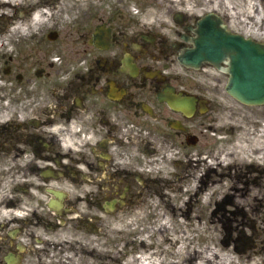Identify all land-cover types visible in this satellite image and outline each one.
I'll list each match as a JSON object with an SVG mask.
<instances>
[{"label": "flooded vegetation", "instance_id": "flooded-vegetation-1", "mask_svg": "<svg viewBox=\"0 0 264 264\" xmlns=\"http://www.w3.org/2000/svg\"><path fill=\"white\" fill-rule=\"evenodd\" d=\"M75 3L61 28L15 31L23 57H4L11 94L33 101L15 99L0 120V264H114L144 245L165 201L187 197L200 212L220 183L232 189L233 168L244 196L260 191V170L226 160L247 107L227 92L228 73L180 62L208 12L178 0ZM227 214L210 221L224 227Z\"/></svg>", "mask_w": 264, "mask_h": 264}, {"label": "bare ground", "instance_id": "bare-ground-1", "mask_svg": "<svg viewBox=\"0 0 264 264\" xmlns=\"http://www.w3.org/2000/svg\"><path fill=\"white\" fill-rule=\"evenodd\" d=\"M27 3L31 6L33 12L28 20L25 21L22 20L20 15L22 14L21 10L26 8ZM27 3L22 0H0V16H2L0 18L6 21L4 28H8L7 21L11 23L14 20L18 28H23V25L26 26L28 23L30 26L35 27L49 15L48 9L39 8L36 0H29ZM65 10V3H60L55 10V15L59 16ZM0 97L5 98L4 96ZM2 105H4V101L0 98V111H2ZM262 146H264V142H261L259 137L252 142V145L248 143V145L241 146L239 154H243L244 158H250L252 154L256 153L259 159L260 147ZM163 219L166 226L153 231L146 238L144 246L137 248L136 255L133 257L135 264H240L232 256V251L225 246L219 248L216 245L209 250H204L202 246L197 247L194 241L195 237L191 236L193 232L191 230H184L182 241H179L178 235L169 230L168 225L172 216L167 213L163 216ZM194 219H197V217L194 216ZM182 221L184 222V220ZM201 234L203 235L204 233ZM191 237L192 241H190ZM248 262L249 264H259L254 262L253 258H249ZM260 264H264V260H260Z\"/></svg>", "mask_w": 264, "mask_h": 264}, {"label": "water", "instance_id": "water-1", "mask_svg": "<svg viewBox=\"0 0 264 264\" xmlns=\"http://www.w3.org/2000/svg\"><path fill=\"white\" fill-rule=\"evenodd\" d=\"M256 49L257 46L251 42L236 38L233 41L234 77L229 91L247 103L264 102V53L260 50L258 53ZM206 51L209 54L210 49Z\"/></svg>", "mask_w": 264, "mask_h": 264}, {"label": "rangeland", "instance_id": "rangeland-1", "mask_svg": "<svg viewBox=\"0 0 264 264\" xmlns=\"http://www.w3.org/2000/svg\"><path fill=\"white\" fill-rule=\"evenodd\" d=\"M28 1V0H26ZM251 4V3H250ZM249 4V5H250ZM255 12L253 11V9H249L248 10V13L247 15H251V16H255L254 15ZM245 24H246V27H245V31H248V32H255L258 30V26H256V24L252 21H247L245 20L244 21ZM4 23L2 20L0 21V28L2 30V28L4 27ZM1 47V45H0ZM6 52V50H4V47L2 46L1 47V51H0V64H1V56H4L2 54H4ZM2 83L0 82V85ZM0 94H3L4 96L7 97V94L5 91H3V85H2V88L0 89ZM255 111H259L258 109H254ZM263 112V110L260 109V114ZM251 133V132H250ZM238 154V152H236ZM240 163V162H238ZM260 184H262L264 186V177L260 178ZM230 187H231V184L228 183L227 184V189L225 190V193H229L230 191ZM264 193V188L260 189V195ZM182 223V222H181ZM173 226L174 223H173ZM178 227H180L182 230H185L186 228H184L181 224L178 225ZM181 229L179 230V238L182 236L181 234ZM152 230H156V228L154 229H149L148 232L150 233H147V235H151V233L153 232ZM186 230H189V229H186ZM201 230L202 232H204V235L200 234L201 233ZM192 231V230H191ZM248 234H251L249 232H247ZM238 233L235 232L234 235H237ZM225 235V231H214L213 229L209 230L208 228L206 227H203V229H200L199 227H197V229H195L193 232H192V236L195 237V243L197 244V247L199 246H202V248L204 250H209V249H212L214 248L216 245L219 247V248H222L220 245H221V238ZM190 241H192V237L190 239ZM232 250V249H231ZM232 256H234V258L236 259V261H239L240 264H249L248 262V258L249 257H252V258H256V259H253L254 262H257L260 264V257L264 256V251L262 249H260V251H257V252H254V251H248V252H244L243 256H239L237 253H233L232 252ZM264 258V257H263ZM134 258H131V259H126L125 261L122 262V264H135L134 263ZM121 264V263H120Z\"/></svg>", "mask_w": 264, "mask_h": 264}]
</instances>
